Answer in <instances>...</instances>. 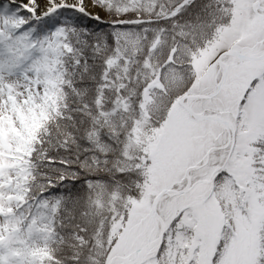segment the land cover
I'll use <instances>...</instances> for the list:
<instances>
[{"label": "snow or ice", "instance_id": "6c2138e0", "mask_svg": "<svg viewBox=\"0 0 264 264\" xmlns=\"http://www.w3.org/2000/svg\"><path fill=\"white\" fill-rule=\"evenodd\" d=\"M0 264H264V0H0Z\"/></svg>", "mask_w": 264, "mask_h": 264}]
</instances>
